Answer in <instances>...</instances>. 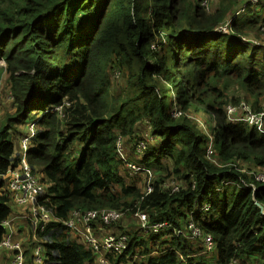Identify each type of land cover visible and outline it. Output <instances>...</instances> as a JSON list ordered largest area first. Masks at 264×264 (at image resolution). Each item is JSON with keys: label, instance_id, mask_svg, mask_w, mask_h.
Returning <instances> with one entry per match:
<instances>
[{"label": "trees", "instance_id": "1", "mask_svg": "<svg viewBox=\"0 0 264 264\" xmlns=\"http://www.w3.org/2000/svg\"><path fill=\"white\" fill-rule=\"evenodd\" d=\"M0 59V244L25 264L38 242L42 264H264V130L228 117L264 109V0H0ZM23 156L53 214L34 235ZM75 211L120 214L90 225L123 251H94Z\"/></svg>", "mask_w": 264, "mask_h": 264}, {"label": "built area", "instance_id": "2", "mask_svg": "<svg viewBox=\"0 0 264 264\" xmlns=\"http://www.w3.org/2000/svg\"><path fill=\"white\" fill-rule=\"evenodd\" d=\"M259 1L260 0H250L252 4H257ZM221 29L225 30L226 27H223ZM0 67L3 68L5 67V62L1 59H0ZM237 108H239L242 114H238L236 112ZM236 114L238 116H236ZM228 117L231 122H244L250 126H255L258 129H261L260 127L264 126V109L260 112H255L246 103H242L238 107H228ZM30 131H31L30 136L22 141V148L24 152L27 150L30 140L35 135L33 126L30 128ZM121 147L122 146L120 144L119 148L121 149ZM145 148H146L145 144L141 143L138 148L139 153H142L145 150ZM208 156L209 159L212 156L210 150L208 152ZM21 163H22L21 170L8 172V174L12 177L10 183V190L17 204L26 205L30 203L32 205L33 211L31 210V214H32L31 223H32V227L34 224L33 227L34 233H37L38 227L41 228L40 231L46 229L47 224L53 219V214L52 212L45 209L43 206L39 204V199L42 195V187L38 182L36 176L34 175L32 168L28 165L25 156L22 157ZM131 168L134 174L139 173L141 171L140 168L133 165L131 166ZM149 191H151V188L149 189ZM174 191H177V188H175ZM136 216L140 220L142 229L146 231V229L149 228L146 224L147 221L146 215L137 214ZM96 218H100L105 224H111L113 222H116L120 218V214L114 211L103 212L102 214H98L97 212L83 213L80 211H75L73 212L72 217L67 222H65L64 225L68 229L83 234L88 245L91 248H93V250L96 252L115 251L117 253H121L125 248V244H126L125 237L115 238L110 236L105 238L102 244L98 245L97 243L98 240L96 241L97 238L93 235V230L90 225V223L96 220ZM9 224L10 222H5L3 225L4 227L8 228ZM167 227H168L167 223L156 224V225H152L150 230L157 233L161 228H167ZM190 227L192 229L191 239H198L202 236V233L198 228L194 226V224H191ZM86 232L89 234V236H87ZM176 234H178V236L182 235V231H177ZM34 239L35 241H37L36 238ZM205 243L207 245V248H209L208 250H211V247L209 246L212 244V238L206 237ZM0 249L11 251L14 253L12 264H25L22 246L19 242L16 243L13 242L11 236H8L7 238H5L4 241L1 242ZM41 252H42V246L38 242L36 248V259H35V262L37 264H42L43 262ZM100 264H109V263L105 259L101 258ZM230 264H236V262Z\"/></svg>", "mask_w": 264, "mask_h": 264}, {"label": "rangeland", "instance_id": "3", "mask_svg": "<svg viewBox=\"0 0 264 264\" xmlns=\"http://www.w3.org/2000/svg\"><path fill=\"white\" fill-rule=\"evenodd\" d=\"M233 92V91H232ZM171 93H172V95L173 96H175V91H174V89H173V87L171 88ZM11 101V97L9 96V99H8V102H10ZM246 103V102H245ZM238 107V106H237ZM236 112L238 113V114H242L241 113V111L239 110V108H237V110H236ZM174 113H175V115H177V116H179L180 114H178V113H176V111H174ZM236 116H238L237 114H236ZM261 128V130H264V126H262V127H260ZM145 144V143H144ZM145 147H146V144H145ZM146 149V148H145ZM211 158H212V156H211ZM214 158V157H213ZM134 175H139V173H137V174H134ZM257 181L258 182H260V183H264V174H258L257 175ZM22 207H29L30 208V210H32L33 211V208H32V205L30 204V203H28V204H26V205H22V204H20ZM205 209H209V207L208 206H205ZM13 224V223H12ZM11 224V225H12ZM10 225V226H11ZM33 227H34V224H33ZM22 230V229H21ZM22 232H20L19 234H21ZM86 234H87V236H89V234L86 232ZM83 238H84V235L83 234H80ZM112 237V236H111ZM95 238V237H94ZM96 239V238H95ZM84 240H86L85 238H84ZM98 240V241H97ZM96 241H97V243H98V245H100V244H102V240L99 238V239H96ZM16 243V242H15ZM209 247H211L212 248V244L209 246ZM207 249H209V248H207ZM7 252H10L11 254H12V252L11 251H7ZM14 257H13V255H12V258L11 259H13Z\"/></svg>", "mask_w": 264, "mask_h": 264}, {"label": "crops", "instance_id": "4", "mask_svg": "<svg viewBox=\"0 0 264 264\" xmlns=\"http://www.w3.org/2000/svg\"><path fill=\"white\" fill-rule=\"evenodd\" d=\"M18 205L21 206L20 204H18ZM20 219H22V218H20ZM12 223L13 222H10V224H9V230L11 231V233L13 235L14 231H13V228H12V225H11ZM30 228L32 229L33 235H34V230H33L32 223H31V218H30ZM11 258H12V254L10 252L6 251V252H4V256H3V260L2 261H3L4 264H10L11 261L13 260Z\"/></svg>", "mask_w": 264, "mask_h": 264}, {"label": "water", "instance_id": "5", "mask_svg": "<svg viewBox=\"0 0 264 264\" xmlns=\"http://www.w3.org/2000/svg\"><path fill=\"white\" fill-rule=\"evenodd\" d=\"M256 205L260 208L261 212L264 214V208L259 203H256Z\"/></svg>", "mask_w": 264, "mask_h": 264}]
</instances>
